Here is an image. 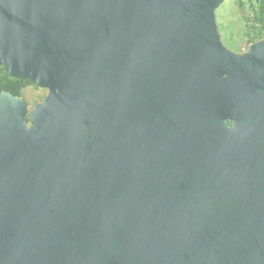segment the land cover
<instances>
[{"label":"water","instance_id":"water-1","mask_svg":"<svg viewBox=\"0 0 264 264\" xmlns=\"http://www.w3.org/2000/svg\"><path fill=\"white\" fill-rule=\"evenodd\" d=\"M222 2L0 0V66L48 89L0 91V264H264V38Z\"/></svg>","mask_w":264,"mask_h":264},{"label":"rangeland","instance_id":"rangeland-1","mask_svg":"<svg viewBox=\"0 0 264 264\" xmlns=\"http://www.w3.org/2000/svg\"><path fill=\"white\" fill-rule=\"evenodd\" d=\"M247 0H223L216 9V19L223 43L233 51H244L249 47V38L246 35L247 24L241 12L240 2ZM30 108L43 101L48 89L36 84H28L22 92Z\"/></svg>","mask_w":264,"mask_h":264},{"label":"trees","instance_id":"trees-1","mask_svg":"<svg viewBox=\"0 0 264 264\" xmlns=\"http://www.w3.org/2000/svg\"><path fill=\"white\" fill-rule=\"evenodd\" d=\"M241 12L247 24L246 35L249 42L264 38V0L240 2ZM33 82L23 78H13L0 66V91L7 90L15 95H22L23 89ZM34 84V83H33ZM28 119V116L26 117ZM229 123H231L229 121Z\"/></svg>","mask_w":264,"mask_h":264}]
</instances>
